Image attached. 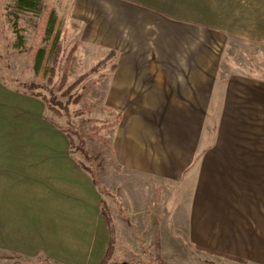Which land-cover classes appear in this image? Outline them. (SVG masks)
Here are the masks:
<instances>
[{
  "label": "crops",
  "instance_id": "obj_1",
  "mask_svg": "<svg viewBox=\"0 0 264 264\" xmlns=\"http://www.w3.org/2000/svg\"><path fill=\"white\" fill-rule=\"evenodd\" d=\"M59 1L63 26L102 59L107 163L94 182L45 104L0 69V251L100 264L104 200L121 259L161 236L264 264V77L236 60L264 46V0Z\"/></svg>",
  "mask_w": 264,
  "mask_h": 264
},
{
  "label": "rangeland",
  "instance_id": "obj_2",
  "mask_svg": "<svg viewBox=\"0 0 264 264\" xmlns=\"http://www.w3.org/2000/svg\"><path fill=\"white\" fill-rule=\"evenodd\" d=\"M57 1L59 0H46V8L55 10L54 4ZM59 2L60 6H58L60 8L62 6V11H64L68 6V1L60 0ZM4 4L5 0H0V19L4 24L6 35V42L0 46V69L3 79L16 93H36L47 99L49 105L57 113L46 110L44 114L46 120L65 131L71 141L74 155L80 157L82 161L81 165L88 168L94 178H100L101 171L107 163L105 145L100 140V138L106 139L107 134L102 130L106 129L104 126L116 119L115 116L108 115L106 100L100 93L102 71L100 54L85 51L86 47L79 45L71 59V72L64 86L59 89L67 55L76 43L81 44L75 34V29L71 28L72 26L68 23L67 28L63 26L64 15L60 13L61 16L58 19L62 26L57 59L55 62L50 60L45 71L35 74L31 70V54L18 53L11 46L14 37L3 17ZM64 19L68 18L64 17ZM21 27L25 30L27 46L37 45L40 30L38 23L27 25L22 22ZM113 39L115 37L104 35L98 41L103 44L104 41ZM236 60L242 66V71L264 77V46L251 47L248 51L238 50ZM49 67H54V74L50 73ZM29 86L33 88L29 89ZM13 115L14 121L20 123L23 118L21 114L14 111ZM156 243L152 245L151 252L141 255L131 254L132 257L127 259H121L124 258V253L114 254L113 250L106 264H243L221 256L207 254L183 241L172 244L158 236ZM154 247L156 250L153 252ZM0 264L50 263L39 258L25 259L0 251Z\"/></svg>",
  "mask_w": 264,
  "mask_h": 264
},
{
  "label": "trees",
  "instance_id": "obj_3",
  "mask_svg": "<svg viewBox=\"0 0 264 264\" xmlns=\"http://www.w3.org/2000/svg\"><path fill=\"white\" fill-rule=\"evenodd\" d=\"M3 17L5 18V21L8 24L14 37V41L11 45L12 48L18 53L31 54V70L35 72V74L39 73L40 71H45L50 60H52L53 62L56 61L60 51V31L62 24L53 9H47L42 0H5V4L3 6ZM22 22L27 25L38 23V26H40L38 34L39 43L37 45L27 46V39L24 35L25 30L23 27H21ZM5 42L6 35L4 33V24L0 19V46L4 45ZM78 46L79 44L76 43L67 55L62 78L58 86L59 89L64 86L68 74L71 72V59ZM48 69H50L51 74H54V67H49ZM28 88L32 89L33 86H29ZM26 95L40 99L45 104L47 110L56 112L49 105L45 97H42L36 93H27ZM110 126L112 125H107L104 127L107 128ZM94 182L97 183V181H95V178ZM100 214L106 221L110 236L108 249L100 262V264H106L107 261H109L114 250L115 232L110 211L104 200L101 201ZM198 250H201L210 255L222 257V255L212 250L200 248ZM225 258L234 260L236 262H241L229 257Z\"/></svg>",
  "mask_w": 264,
  "mask_h": 264
}]
</instances>
